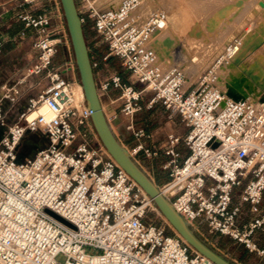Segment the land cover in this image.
I'll return each instance as SVG.
<instances>
[{
  "label": "built area",
  "instance_id": "1",
  "mask_svg": "<svg viewBox=\"0 0 264 264\" xmlns=\"http://www.w3.org/2000/svg\"><path fill=\"white\" fill-rule=\"evenodd\" d=\"M139 1L101 9L94 0H74L82 24L98 38L94 45L106 49L102 61L117 57L132 81L109 72L95 81L98 95L109 88L119 91L118 112L134 137L144 135L133 124L143 107L160 104L176 113L188 131L183 137L167 135L163 154L168 160L162 168L170 179L159 186L161 193L200 236L204 225L209 234L227 236L264 260V243H259L264 236V102L229 98L218 79L240 40L224 47L194 87H185L184 75L159 64L152 45L167 13L158 9L141 23L135 14ZM19 18L38 31L37 55L18 82L1 86L0 264H215L177 233L146 220L153 202L99 142L81 87L64 77L73 70V59L53 65L59 44L68 48L69 43L62 12ZM2 46L0 39V52ZM90 61L92 69L99 66L94 55ZM41 74L46 85L7 125L4 101L16 102L25 78ZM26 136L37 143L31 156L21 155ZM180 142L188 154L179 164ZM139 150L156 154L141 144ZM245 204L251 218L240 223ZM59 253L65 256L62 263L55 259Z\"/></svg>",
  "mask_w": 264,
  "mask_h": 264
},
{
  "label": "rangeland",
  "instance_id": "2",
  "mask_svg": "<svg viewBox=\"0 0 264 264\" xmlns=\"http://www.w3.org/2000/svg\"><path fill=\"white\" fill-rule=\"evenodd\" d=\"M121 1L94 0V5L101 9L114 8ZM140 3L145 14L152 9L155 11L162 9L167 13V24L160 31L161 33H158L155 42L158 60L165 68L175 67L179 69L184 75L185 87H194L202 72L234 39L240 40L241 45L238 47V52L242 51V54L238 59L240 61L237 63V67L231 69L229 65L232 61H236L233 58L220 69L219 75L223 83H221L222 86L231 77H240L245 74L256 76V81L258 80L264 86L263 0H140ZM84 36L86 38L87 34L84 33ZM88 38H92V45L98 43V38L89 27ZM94 46L88 47L93 50L98 48L106 53V49L102 45L95 46V48ZM109 57L115 62V67H111L109 64L100 66V72L103 76L109 72H117L116 66H118L124 81L131 83L128 72L121 66L119 59L115 56ZM69 58L73 59L70 42L67 48L62 41L57 47L53 65L58 66ZM64 77L67 79L74 78L76 85L80 86L75 64L72 71L64 72ZM133 85L137 88L142 87L136 82H133ZM77 92H79L78 87ZM261 92H264V87L256 90L250 97L256 99ZM13 109L11 108L9 112ZM6 115L5 122L6 120H13V114L7 113ZM91 136L94 134L92 133ZM36 144L35 140L26 136L22 143L21 155H33ZM146 220L164 227L168 233H176L154 206L148 210ZM202 238L237 264H259L261 261L256 254L246 251L242 245L235 243L227 236L208 234ZM55 259L62 263L65 256L59 253ZM261 263L264 264L263 261Z\"/></svg>",
  "mask_w": 264,
  "mask_h": 264
},
{
  "label": "crops",
  "instance_id": "3",
  "mask_svg": "<svg viewBox=\"0 0 264 264\" xmlns=\"http://www.w3.org/2000/svg\"><path fill=\"white\" fill-rule=\"evenodd\" d=\"M58 11L62 12L58 0H38L31 4L24 3L23 0H0V39L3 41L0 52V94L2 85L16 83L25 75L26 69L34 62L37 55V50L33 46V43L38 35V31L25 27L19 15L22 13H30L32 15L45 13L54 16ZM86 34V43L92 47V38H88V32ZM104 64L107 65L106 63ZM93 73L95 81L104 77L100 72V64L97 68L93 69ZM45 85L46 78L44 74L25 78V81L19 86L21 95L16 102L10 104L4 101L3 103L5 118H7V113L14 115L13 120H6L7 125L17 119L18 114L27 106L28 99L35 97ZM118 95L119 91L113 88L99 93L103 111L112 131L119 141L130 151L144 172L158 186H162L170 179L169 170L162 168V164L168 160V157L163 154V146L167 135L173 133L183 137L186 135L188 128L176 113L164 108L160 104H154L150 108L143 107L141 111L134 114V127L142 129L144 132V135L141 137H134L131 131L125 128V120L118 112L120 102ZM11 108L14 109L9 112ZM1 131H5V128H1ZM139 144L152 152H156V154L146 155L142 150L135 152ZM177 150L179 152L178 163L180 164L188 154V150L182 142L178 144ZM236 199L237 191L234 194L232 204H235ZM241 212L239 222H247L251 218V215L246 204L243 205ZM208 234L206 227L203 225L201 237ZM259 243L260 245L264 243V236L262 234L259 235ZM262 261L264 262L261 259L259 264H263L261 263Z\"/></svg>",
  "mask_w": 264,
  "mask_h": 264
},
{
  "label": "water",
  "instance_id": "4",
  "mask_svg": "<svg viewBox=\"0 0 264 264\" xmlns=\"http://www.w3.org/2000/svg\"><path fill=\"white\" fill-rule=\"evenodd\" d=\"M65 22L72 50L79 84L86 107L90 111V121L101 144L114 161L141 187L154 204V207L170 224L175 232L196 252L215 264H237L206 242L190 226L186 218L175 210L172 203L161 193L159 186L144 172L130 151L119 141L105 116L98 95L89 48L85 40L83 24L74 0H58ZM225 94L234 100L248 97L239 80L231 79L225 83ZM256 98L264 102V92ZM55 219L68 224L63 218L46 209Z\"/></svg>",
  "mask_w": 264,
  "mask_h": 264
},
{
  "label": "bare ground",
  "instance_id": "5",
  "mask_svg": "<svg viewBox=\"0 0 264 264\" xmlns=\"http://www.w3.org/2000/svg\"><path fill=\"white\" fill-rule=\"evenodd\" d=\"M263 2H264V0H263ZM120 4V3H119ZM118 4V5H119ZM117 5V6H118ZM116 6V7H117ZM258 6V5H257ZM259 7V6H258ZM115 8V7H114ZM154 9H152L151 11H149L147 14H145L144 13V10L142 9V4L140 3V1H139V5H138V7L136 8V10H135V14H138L139 16H140V19H141V23H144L146 20H147V18H148V16L151 14V13H153V12H155V10L153 11ZM157 11V10H156ZM150 13V14H149ZM147 15V16H146ZM167 24V23H166ZM160 31H162V29L161 30H159L158 31V33H161ZM157 36H158V34L156 35V37L153 39V42H152V45H153V47H154V49H155V52H156V54H157V50H156V47H155V42H156V38H157ZM238 50H239V48L238 47H236L235 49H233L231 52H230V58H229V60L231 61L233 58H235V59H233V60H236V61H232V63L231 64H229L230 66H231V69L234 67H237L238 66V64L237 63H239V61L240 60H238L239 59V57H240V55L242 54V51H239L238 52ZM157 57H158V55H157ZM228 60V61H229ZM227 61V62H228ZM158 62H159V64H160V61L158 60ZM226 62V63H227ZM225 64V63H224ZM223 64V65H224ZM223 65H221L220 66V68H219V71H220V69L222 68V66ZM230 66H228V67H230ZM228 67H227V69H228ZM173 68H175V67H173ZM177 69V68H176ZM179 70V69H178ZM180 71V70H179ZM230 71V70H229ZM218 75H219V73H218ZM218 79H219V85L222 83L221 82V77H220V75L218 76ZM231 79H236V80H239L240 81V84L242 85V89H243V91H244V93H247V95H248V97H250L253 93H255L256 92V90H259V89H262V87H264L263 86V84L261 83V82H259L258 80L256 81V76H253V75H249V74H245V75H242V76H240V77H235V76H233V77H231ZM230 79V80H231ZM230 80H227V81H230ZM184 83H185V79H184ZM223 84V83H222ZM222 84L220 85V86H222ZM184 86H185V84H184ZM225 88H226V86H225V84H224V86H222V89H224L225 90ZM82 91V90H81ZM79 93L80 92H77V94L79 95ZM257 94H258V92H257ZM253 96H255V95H253ZM252 97V96H251ZM40 110L42 111V112H47V109H46V107L45 106H42L41 108H40ZM170 225V224H169ZM171 227V226H170Z\"/></svg>",
  "mask_w": 264,
  "mask_h": 264
},
{
  "label": "trees",
  "instance_id": "6",
  "mask_svg": "<svg viewBox=\"0 0 264 264\" xmlns=\"http://www.w3.org/2000/svg\"><path fill=\"white\" fill-rule=\"evenodd\" d=\"M86 27L88 28V25L83 24L84 33L88 32V29ZM103 54H104V50H100L98 48H95L93 51H89L90 58L92 55H94L99 60L100 66H102V65H104V63H106L107 65L109 64L111 67H115V62L113 61V59L111 57H109L106 61H102L101 58H102ZM116 70L120 74L122 79L124 80V77L121 73V69L118 66H116Z\"/></svg>",
  "mask_w": 264,
  "mask_h": 264
}]
</instances>
